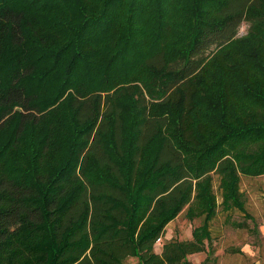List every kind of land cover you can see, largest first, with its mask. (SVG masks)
Segmentation results:
<instances>
[{"label": "trees", "instance_id": "1", "mask_svg": "<svg viewBox=\"0 0 264 264\" xmlns=\"http://www.w3.org/2000/svg\"><path fill=\"white\" fill-rule=\"evenodd\" d=\"M261 176L264 0H0V264H193Z\"/></svg>", "mask_w": 264, "mask_h": 264}, {"label": "rangeland", "instance_id": "2", "mask_svg": "<svg viewBox=\"0 0 264 264\" xmlns=\"http://www.w3.org/2000/svg\"><path fill=\"white\" fill-rule=\"evenodd\" d=\"M248 25L243 23L239 35L247 32ZM216 192L218 183L216 181ZM241 190L246 199V212L232 210L225 212L218 207L213 220L212 240L206 243V250L190 255L193 264H264V176L243 178ZM222 199L218 193V203ZM186 210L178 215L166 228L161 245L156 252L161 253L163 245L171 240L188 241L192 239L195 228L202 224L200 219L189 220ZM126 264H138V259H128Z\"/></svg>", "mask_w": 264, "mask_h": 264}, {"label": "built area", "instance_id": "3", "mask_svg": "<svg viewBox=\"0 0 264 264\" xmlns=\"http://www.w3.org/2000/svg\"><path fill=\"white\" fill-rule=\"evenodd\" d=\"M158 242H161V239H159Z\"/></svg>", "mask_w": 264, "mask_h": 264}]
</instances>
